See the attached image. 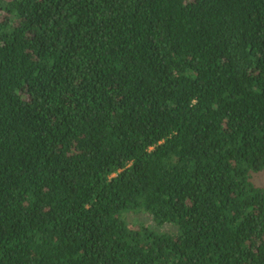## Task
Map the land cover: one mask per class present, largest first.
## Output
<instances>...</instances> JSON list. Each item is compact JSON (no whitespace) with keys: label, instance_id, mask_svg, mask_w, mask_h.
<instances>
[{"label":"trees","instance_id":"1","mask_svg":"<svg viewBox=\"0 0 264 264\" xmlns=\"http://www.w3.org/2000/svg\"><path fill=\"white\" fill-rule=\"evenodd\" d=\"M260 172L264 0H0V264H264Z\"/></svg>","mask_w":264,"mask_h":264},{"label":"rangeland","instance_id":"2","mask_svg":"<svg viewBox=\"0 0 264 264\" xmlns=\"http://www.w3.org/2000/svg\"><path fill=\"white\" fill-rule=\"evenodd\" d=\"M252 180L253 182L261 187H264V172H260V173H254L252 176ZM127 220L131 223V224H139V223H143L145 225L148 226H153V230L158 232V233H166V232H174L173 234L177 233V228L176 227H171V226H157L155 227L154 222L152 221V219L145 213H127L126 215Z\"/></svg>","mask_w":264,"mask_h":264}]
</instances>
